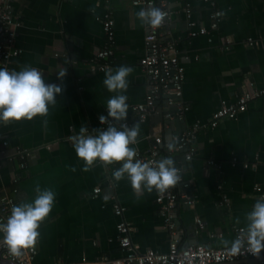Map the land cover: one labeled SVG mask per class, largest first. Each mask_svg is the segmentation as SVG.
<instances>
[{
	"label": "crops",
	"instance_id": "0c3cea01",
	"mask_svg": "<svg viewBox=\"0 0 264 264\" xmlns=\"http://www.w3.org/2000/svg\"><path fill=\"white\" fill-rule=\"evenodd\" d=\"M167 2L172 15L165 32L176 40L185 68L182 100L188 105L181 118L174 117L173 124L164 120L157 123L151 116H165V109L176 112L167 95L156 100V111L143 121L132 110L150 91V78L140 64L146 53L147 23L137 16L140 8L132 0L13 1L15 18L21 23L16 43L22 52L13 59L12 68H38L48 82L62 85L46 115L0 121L2 139L9 141L5 149L0 144L3 157L17 148L31 151L23 171L17 161L0 158V187L11 188L14 177L20 175L15 184L19 188L14 194L16 204L34 199L37 186L56 193L54 206L39 227L35 264H72L103 255L120 256L114 198L126 206L133 241L141 250L167 251L175 237L159 213V189L153 186L149 191L142 186L137 192L126 176L114 180L111 173L122 161L106 164L97 159L85 167L73 147L72 137L81 127L91 134L101 129L99 117L107 116V100L115 94L103 83L105 72L91 70L92 60L105 42L101 18L108 11L116 30L112 70L122 64L133 69L125 90L129 104L126 119L138 124L139 133L130 146L145 150L154 143L155 135L161 136V158L173 157L189 184L175 187L181 196L175 209V220L182 230L180 244L223 247L222 240L235 239V227L246 225L245 214L259 198L254 186L264 184V96L254 98L247 110L223 119L217 127L205 125L197 134L192 159L174 146L175 138L195 122L207 123L223 99L249 90L251 82L264 87V0H218L223 13L218 29L196 35L190 31L211 25L213 9L208 0H186L193 26L189 25L185 1ZM65 69V75L58 78ZM171 128L172 133L168 131ZM169 141L173 143L171 150ZM245 163L250 165L245 167ZM97 187L100 191L96 193ZM187 194L193 198L188 207L182 199ZM198 218L204 221L203 228Z\"/></svg>",
	"mask_w": 264,
	"mask_h": 264
},
{
	"label": "built area",
	"instance_id": "2783aa9c",
	"mask_svg": "<svg viewBox=\"0 0 264 264\" xmlns=\"http://www.w3.org/2000/svg\"><path fill=\"white\" fill-rule=\"evenodd\" d=\"M14 0H0V67H6L10 71L12 61L20 55L22 49L18 47L17 35L18 27L21 25L15 18L13 12ZM109 1V0H106ZM185 1V11L189 18V25L193 26L195 22L191 19L190 4ZM135 6L140 9L152 4L163 9L166 13L164 21L160 26L154 27L147 24V32L145 35L146 53L140 58V64L150 78V91L142 103H137L132 106L133 113L140 121L145 120L149 114L156 111V100L162 95H171L169 97L170 105L177 107L176 112L171 117H182L188 105L182 100L183 87L185 80V68L180 60L179 50L176 46V40L166 35L165 28L168 25L172 11L168 7L167 0H132ZM209 6L213 9L211 17L212 22L209 28L202 26L198 30H191V35L197 33H208L210 30L218 29L223 13L218 7V0H208ZM105 42L103 47L97 52L91 63L92 71L105 72L113 68L112 58L115 53L116 30L115 19L111 12H107L101 18ZM251 45L255 44V40H250ZM264 96V87H257L251 82V88L240 94H237L233 99H223L220 107L215 110L207 123L200 121L195 122L186 130L181 132L176 138L175 150H185V156L188 160L192 159L196 154L195 141L198 132L207 125L208 127H217L225 118H235L241 112L248 109L250 101L254 98ZM113 118L109 117L105 122L98 120L100 128H107L109 123H113ZM129 126L133 125V121L126 119L122 121ZM91 134L90 132H87ZM162 142V137L154 136V143L145 150H136L134 159L147 161L155 165L156 161L161 159L159 144ZM0 144L5 149L9 145V141L2 139L0 134ZM3 151V150H2ZM31 151L28 149L17 148L13 154L2 156L10 161H17L20 170L27 167L28 158ZM209 163L214 164L213 160ZM248 167L250 163H245ZM181 176V181L188 186V182L184 179L183 168L178 166ZM20 178V175L14 177V185L11 188L0 187V222L6 221V218L11 214V208L16 204L14 194L19 191L15 185ZM176 184V185H177ZM113 185V182L111 186ZM176 185L169 186L158 194L156 201L159 205V213L164 218L165 227L174 234V238L170 242L167 251H160L154 248L141 250L139 245L133 241L132 232L133 225L125 217L126 206L117 198H114L112 208L114 214L118 217L116 225L117 236L121 249V255L118 257L103 255L95 260H82L72 264H264V250H261L259 256L253 255L246 249L233 254L229 251L228 246L209 247L201 243L190 245H181L178 235L182 231L179 229L175 220V209L180 202V197L175 190ZM221 187V186H220ZM258 197H264V184L256 183L254 186ZM96 193L100 191L97 187L94 190ZM183 202L193 203L192 195H183ZM225 204H228V199L224 196ZM201 228L205 223L201 219H197ZM245 233V226H237L234 230L235 238ZM38 253V239L34 246L22 249L20 255H14L4 243L3 238L0 241V259H10L19 264H35V258ZM261 259L260 263L257 259ZM54 264H68L57 262Z\"/></svg>",
	"mask_w": 264,
	"mask_h": 264
},
{
	"label": "clouds",
	"instance_id": "9594fccd",
	"mask_svg": "<svg viewBox=\"0 0 264 264\" xmlns=\"http://www.w3.org/2000/svg\"><path fill=\"white\" fill-rule=\"evenodd\" d=\"M142 22L158 27L164 21L166 13L158 6L149 4L137 12ZM133 71L130 65L122 64L113 71H105L103 80L107 89L115 94L107 100V116L101 114L99 119L105 122L109 117L113 123L107 128L96 129V134H86L87 129L81 127L80 132L72 137L73 147L78 157L83 158L85 167L97 159L111 164L122 161L120 167L112 173L114 180L125 176L132 187L139 192L142 188L151 190L153 186L163 191L181 181L175 159L164 156L155 165L140 159H134L136 149L130 145L136 142L139 133L138 124L129 126L122 121L128 116L126 89L128 75ZM66 69L57 74L65 75ZM62 92V85L48 82L45 73L38 68L25 66L20 70H9L0 67V121H19L32 119L35 115H46L49 106L56 103L57 94ZM171 150L173 143L167 145ZM36 196L31 201L14 204L6 221L0 222V233L8 250L20 255L22 249L34 246L40 236L41 222L49 215L56 193L51 188L41 189L37 186ZM245 233L229 241L222 240L233 254L246 249L259 256L264 250V197L257 198L251 209L245 214Z\"/></svg>",
	"mask_w": 264,
	"mask_h": 264
},
{
	"label": "water",
	"instance_id": "95a60500",
	"mask_svg": "<svg viewBox=\"0 0 264 264\" xmlns=\"http://www.w3.org/2000/svg\"><path fill=\"white\" fill-rule=\"evenodd\" d=\"M168 97H171V95H168ZM158 102L159 101H156V104H158ZM170 106H172V107H176L175 105H170ZM164 114H165V116H163V115H161L160 113H154V114H152L151 116H152V118L154 119V120H156L157 121V123H160L161 122V120H164L165 122H167V123H169V124H173L174 123V121H175V118H174V120H172L171 118V116L174 114L171 110H169V109H165L164 110ZM163 118V119H162ZM168 131H171V133H172V128L171 129H168ZM172 135V134H171ZM172 137V136H171ZM175 143H176V140H175ZM180 151H182V152H185V150H180ZM186 204V206L188 207V206H190L191 204H188V203H185ZM193 227H190L189 229H192ZM0 264H19L18 262H15V261H12V260H10V259H2V260H0Z\"/></svg>",
	"mask_w": 264,
	"mask_h": 264
}]
</instances>
